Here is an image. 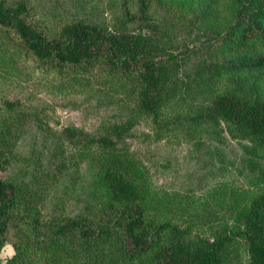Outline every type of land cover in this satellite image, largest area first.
I'll return each instance as SVG.
<instances>
[{
  "label": "trees",
  "instance_id": "trees-1",
  "mask_svg": "<svg viewBox=\"0 0 264 264\" xmlns=\"http://www.w3.org/2000/svg\"><path fill=\"white\" fill-rule=\"evenodd\" d=\"M206 2L0 0V70L21 78L30 63L50 85L77 74L79 91L95 87L100 105L116 100L165 135L223 122L247 142L246 168L264 156V0ZM189 96L202 102L188 107ZM130 129H54L0 85V175L21 145L29 158L23 174L0 176V253L10 229L16 241L0 264H32L29 251L36 264H264V192H209L244 229L221 220L193 234L163 213Z\"/></svg>",
  "mask_w": 264,
  "mask_h": 264
},
{
  "label": "rangeland",
  "instance_id": "rangeland-1",
  "mask_svg": "<svg viewBox=\"0 0 264 264\" xmlns=\"http://www.w3.org/2000/svg\"><path fill=\"white\" fill-rule=\"evenodd\" d=\"M206 1L196 0L197 7L203 8ZM175 47L177 44L164 46L168 51ZM29 65L31 70L21 78L0 70V85L4 92L20 97L25 104L41 110L45 121L54 129L76 126L95 131L108 121L129 125L131 129L127 133V139L131 149L142 161L148 177L160 190H164L161 193L165 198L162 210L167 217L174 218L183 227L192 225L193 234L203 233L210 224L221 220L228 221L236 231L244 229L243 224L229 220L232 217L229 205L223 203L216 207L213 200L206 195L209 192L239 191L250 192L254 196L264 192V156L257 158L249 154L251 165L244 168L241 159L248 155L243 148V144L247 142L232 133L225 123L205 126L199 133L195 126L189 129L186 126L170 124V132L165 135L167 126L161 131L151 118L132 116L129 109L127 115L122 114L116 100L114 103L100 105L93 97L95 87H83L84 91H79L80 82L84 81H80L77 74L58 78L54 85H50L39 72L32 71V65ZM251 81L246 83L247 86ZM121 91L122 87L115 95L117 100L122 96ZM189 97L188 107L192 100L195 104L202 102L201 99L198 101ZM20 149L13 169L2 173V178H8L18 170L22 174L27 170L28 149L25 145H21ZM87 179L89 172L86 173L85 181ZM15 242L13 230L10 229L7 244L0 253L2 261L15 254ZM26 258L30 263L36 264L34 252H27Z\"/></svg>",
  "mask_w": 264,
  "mask_h": 264
}]
</instances>
